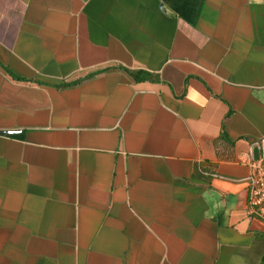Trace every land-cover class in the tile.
Returning a JSON list of instances; mask_svg holds the SVG:
<instances>
[{"label":"crops","instance_id":"0c3cea01","mask_svg":"<svg viewBox=\"0 0 264 264\" xmlns=\"http://www.w3.org/2000/svg\"><path fill=\"white\" fill-rule=\"evenodd\" d=\"M256 164L264 0H0V264H264Z\"/></svg>","mask_w":264,"mask_h":264},{"label":"built area","instance_id":"2783aa9c","mask_svg":"<svg viewBox=\"0 0 264 264\" xmlns=\"http://www.w3.org/2000/svg\"><path fill=\"white\" fill-rule=\"evenodd\" d=\"M246 209L264 221V164H256L252 167L249 176Z\"/></svg>","mask_w":264,"mask_h":264},{"label":"trees","instance_id":"16d2710c","mask_svg":"<svg viewBox=\"0 0 264 264\" xmlns=\"http://www.w3.org/2000/svg\"><path fill=\"white\" fill-rule=\"evenodd\" d=\"M138 73H139V72H131L132 77H133L134 79H139Z\"/></svg>","mask_w":264,"mask_h":264}]
</instances>
